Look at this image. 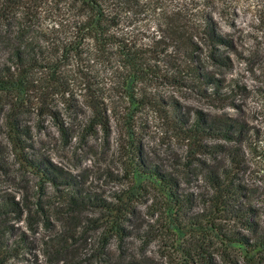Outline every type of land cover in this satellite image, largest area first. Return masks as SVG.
Instances as JSON below:
<instances>
[{
    "label": "trees",
    "instance_id": "1",
    "mask_svg": "<svg viewBox=\"0 0 264 264\" xmlns=\"http://www.w3.org/2000/svg\"><path fill=\"white\" fill-rule=\"evenodd\" d=\"M242 5L260 35L248 52L236 32ZM247 59H264V0H0V122L22 169L38 178L40 218L25 204L0 201V264L19 252L9 243L16 230L9 221L21 220L25 208L30 230L40 222L49 232L43 246L53 264H145L125 258V246L132 237L151 238L154 224L165 233H196L183 251L185 264H218L216 256L243 264L235 249L246 254L244 264H264L258 190L241 178L264 169V128L188 107L178 97L236 109L248 87L227 75L236 60ZM252 74L264 100V60ZM48 120L64 147L74 140L108 143L116 134L123 189L109 196L85 191L78 177L32 156ZM150 123L180 142L178 170L148 159ZM47 186L58 193V207L43 201ZM139 205L153 220L144 228L133 223ZM88 212L98 215L80 217ZM114 240L122 252L117 259Z\"/></svg>",
    "mask_w": 264,
    "mask_h": 264
},
{
    "label": "rangeland",
    "instance_id": "2",
    "mask_svg": "<svg viewBox=\"0 0 264 264\" xmlns=\"http://www.w3.org/2000/svg\"><path fill=\"white\" fill-rule=\"evenodd\" d=\"M236 21L237 36L242 39L240 40V46L242 47L240 49L248 52L260 42V35L255 34L253 30L254 22L251 11L242 5ZM222 25L227 30L224 23ZM254 37L256 38L254 39ZM253 60L254 62L252 63L249 62V59L236 60L233 71L227 75V80L234 78L240 80L241 84L248 87L246 94L237 97L236 109L228 107L221 111L210 107L204 100L190 96V94H180L178 97H182L188 107L202 109L212 115L227 113L247 121L250 125L264 128V100L255 90L257 83L253 80L252 74L253 64L264 59ZM28 121L35 124V116L29 117ZM45 125L46 130L35 137V150H30V153L33 154L32 156H43L60 167L64 172L78 177L85 191L109 196L114 191L123 189L121 183L116 180L121 173L119 159L115 154L116 134L112 136L108 143L99 138L91 139L88 143L81 146L78 141L74 140L71 146L64 147L61 137L53 124L48 120ZM149 125L150 128L147 130L144 140L148 159L165 170L172 172L178 170L179 163L183 161L184 157V150L180 142L173 139L171 134L164 135L162 129L156 127L157 125H152V123ZM221 161L222 159H219V162ZM241 178L245 183L258 190L255 201L258 204L259 213L264 219V169L259 170L258 173L247 171L242 174ZM38 182V178L32 172L26 171L20 166V158L10 146L6 138V132L0 122V201H15L27 205L34 214L33 218L40 221L39 216H35V203L38 200L39 193ZM47 187L48 194L43 198V201L50 207H58L60 201L58 193L52 187ZM138 209L140 214L134 218L133 223L135 226L147 227V222L152 223L153 220L147 216V209L144 205H139ZM27 213L28 209L25 208L23 218L17 221L14 220L15 216L11 215L9 222L14 224L16 230L9 237V243L15 245L16 248H20L17 256L11 259L10 264H53L51 257L44 254L46 250L44 249L43 241L49 232L39 224L40 222L34 226V230H30L26 219ZM96 215L98 214L88 212L80 217L85 218ZM51 220L55 226H58L55 216ZM99 234L100 232L96 231L89 235V246L97 243ZM21 236H24V243L19 241ZM195 239H197V235L192 229L175 234L165 233L160 224H154L151 238L142 240L140 236H136L127 241L125 258L128 260L135 258L145 264H185L183 251L190 248ZM145 240L147 241L145 242ZM110 249L115 254L114 258H119L122 252L118 249L115 240L111 243ZM214 249H217V247ZM79 251L78 253H80ZM233 252L241 257L244 264L243 261H245L246 254L238 249ZM82 258L81 254L79 260ZM216 260L218 264H224L222 258L216 256ZM70 264L73 263L70 262Z\"/></svg>",
    "mask_w": 264,
    "mask_h": 264
}]
</instances>
